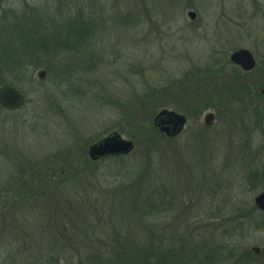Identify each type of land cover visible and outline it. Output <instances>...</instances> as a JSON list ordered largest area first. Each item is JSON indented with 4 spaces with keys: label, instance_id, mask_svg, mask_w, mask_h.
Returning <instances> with one entry per match:
<instances>
[{
    "label": "rangeland",
    "instance_id": "obj_1",
    "mask_svg": "<svg viewBox=\"0 0 264 264\" xmlns=\"http://www.w3.org/2000/svg\"><path fill=\"white\" fill-rule=\"evenodd\" d=\"M5 83L26 102L0 107V264H113L150 230L184 236L191 264H264V0H0ZM163 109L188 117L179 135L155 136ZM115 131L131 154L88 163ZM140 173L166 198L139 214Z\"/></svg>",
    "mask_w": 264,
    "mask_h": 264
},
{
    "label": "trees",
    "instance_id": "obj_2",
    "mask_svg": "<svg viewBox=\"0 0 264 264\" xmlns=\"http://www.w3.org/2000/svg\"><path fill=\"white\" fill-rule=\"evenodd\" d=\"M155 131V136L165 137L161 132L154 126L152 127ZM157 146V143H155ZM157 148V147H156ZM121 158V157H115ZM93 162V161H92ZM88 163H91V160H88ZM93 166V165H91ZM78 171L82 172V169ZM158 177V179L156 178ZM151 176L150 179L147 180L146 175L144 173H140L137 180L132 184H130V188H137L139 193L145 194H138L136 197L138 200L141 201L142 208H138V213H146L149 210L161 208L163 202H165L166 196L161 195L159 191L165 190L166 186V179L164 177L159 176ZM134 186V187H133ZM118 189V188H117ZM112 190V189H111ZM129 190L128 186L125 187L124 191ZM133 190V189H132ZM114 191V190H113ZM122 191V189H118L114 192ZM147 191V192H146ZM154 191H156L155 194ZM150 192V193H149ZM148 193V194H146ZM110 196V195H109ZM98 197H104L103 195L96 196L93 200H98ZM95 205V204H93ZM92 205V206H93ZM137 205V203L135 204ZM159 211V210H158ZM92 210L90 214H92ZM164 213L157 214L156 217H162ZM90 218V217H89ZM87 221V220H86ZM152 231V232H151ZM149 241L147 245H143L142 249L133 245L132 247H128L129 249L125 248V244H118V250H116L115 258L113 264H191L192 261L190 259H196V252L190 251L188 247H186L187 239L184 236H180L176 239V242L169 243L168 238L164 240L163 235L159 234L158 230H150ZM89 234H84L81 239L88 241L87 239L90 238ZM179 240V241H178ZM193 241V240H192ZM121 242V241H118ZM192 244V243H191ZM130 250V251H129ZM207 263H202L199 261V264H217V260L207 259ZM112 263L113 261H108ZM101 264H105L101 262Z\"/></svg>",
    "mask_w": 264,
    "mask_h": 264
},
{
    "label": "water",
    "instance_id": "obj_3",
    "mask_svg": "<svg viewBox=\"0 0 264 264\" xmlns=\"http://www.w3.org/2000/svg\"><path fill=\"white\" fill-rule=\"evenodd\" d=\"M189 15L192 19L196 17L194 11H190ZM231 61L247 71L252 70L256 65L255 57L250 50L245 48L234 51L231 55ZM45 74V71H41L39 73L40 78H43ZM24 103L25 96L16 87L9 84H4L0 87V105L7 109L15 110L20 108ZM213 119L214 115L209 113L205 117V123L211 125ZM186 122L187 118L184 114L169 109H163L154 118V125L169 137H174L182 132ZM134 148L135 144L132 140L123 138L118 132H113L92 144L89 147L88 154L91 159L98 160L102 157L113 155H126L131 153ZM255 203L259 209L264 211V191L256 196ZM254 249L256 251L259 250L258 247Z\"/></svg>",
    "mask_w": 264,
    "mask_h": 264
},
{
    "label": "flooded vegetation",
    "instance_id": "obj_4",
    "mask_svg": "<svg viewBox=\"0 0 264 264\" xmlns=\"http://www.w3.org/2000/svg\"><path fill=\"white\" fill-rule=\"evenodd\" d=\"M188 118V117H187ZM189 120V119H188ZM214 120H215V115H214ZM200 127V125H199ZM254 251V254L257 255L258 257H261L262 260H264V249L260 248L258 251L256 250H253ZM232 264H241L242 261H239L238 263L237 262H231Z\"/></svg>",
    "mask_w": 264,
    "mask_h": 264
}]
</instances>
